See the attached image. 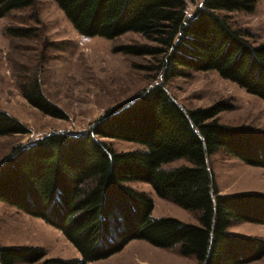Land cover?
I'll list each match as a JSON object with an SVG mask.
<instances>
[{"label": "trees", "instance_id": "trees-1", "mask_svg": "<svg viewBox=\"0 0 264 264\" xmlns=\"http://www.w3.org/2000/svg\"><path fill=\"white\" fill-rule=\"evenodd\" d=\"M84 36L117 39L132 31L156 45L126 44L115 52L159 57L161 81L117 104L80 133L52 132L13 147L0 161V201L60 230L78 259L47 257L41 246L0 245V264H89L121 252L133 240L177 249L199 264H248L264 258V238L229 232L234 222L264 225V193H221L209 158L219 149L264 167V129L222 123L227 102L186 109L166 84L193 71H216L264 99V43L253 44L223 11L254 12L258 0H55ZM36 0H0V18L34 7ZM37 27L9 26L13 37H32ZM150 69L153 67L145 66ZM22 96L43 114H68L43 92L37 77L20 83ZM30 129L0 109V136ZM101 138L144 146L116 152ZM191 165L165 168L180 158ZM145 182L156 195L199 211V223L153 217L154 198L129 183Z\"/></svg>", "mask_w": 264, "mask_h": 264}, {"label": "rangeland", "instance_id": "rangeland-1", "mask_svg": "<svg viewBox=\"0 0 264 264\" xmlns=\"http://www.w3.org/2000/svg\"><path fill=\"white\" fill-rule=\"evenodd\" d=\"M202 0L191 5L192 12ZM232 25L250 31L249 40L264 43V0H258L254 12L223 11ZM9 26L37 27L32 37H13L6 33ZM126 44L156 45L142 34L128 32L109 40L100 36L81 35L68 20L55 0H36L34 7L13 11L0 18V109L14 115L30 129L28 134L0 136V161L14 146L28 144L52 132L80 133L107 109L129 102L146 88L161 81L155 70L159 57L136 56L115 52ZM145 66L153 67L150 69ZM37 77L44 94L67 114L58 119L43 114L22 96L20 83ZM166 89L186 109L209 107L227 102L232 109L222 110L216 118L222 123L252 125L264 129V99L248 93L236 83L214 71H193L190 77L176 76ZM116 152H130L144 146L114 138H101ZM218 187L223 194L264 193V167L248 165L219 148L210 158ZM191 165L180 158L164 165L175 168ZM151 195L155 201L153 217L172 216L182 221L199 223V211L185 209L159 197L148 183H129ZM229 232L240 236L264 237V226L234 222ZM0 245H32L43 247L47 257L78 259L77 249L62 232L41 218L29 215L0 201ZM16 264H41L40 262ZM89 264H199L195 256H182L177 249L154 246L146 240L131 241L123 251L108 259ZM248 264H264V258Z\"/></svg>", "mask_w": 264, "mask_h": 264}, {"label": "crops", "instance_id": "crops-1", "mask_svg": "<svg viewBox=\"0 0 264 264\" xmlns=\"http://www.w3.org/2000/svg\"><path fill=\"white\" fill-rule=\"evenodd\" d=\"M260 225V224H259ZM264 226V225H263ZM260 237H262V236H260ZM264 238V237H263ZM120 253V252H119ZM112 257V256H111ZM108 259V258H107Z\"/></svg>", "mask_w": 264, "mask_h": 264}]
</instances>
